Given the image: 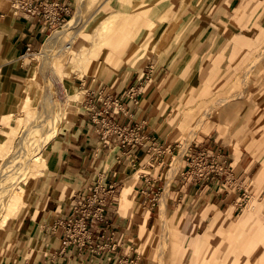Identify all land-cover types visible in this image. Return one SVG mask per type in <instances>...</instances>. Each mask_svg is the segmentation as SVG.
<instances>
[{"label": "rangeland", "instance_id": "rangeland-1", "mask_svg": "<svg viewBox=\"0 0 264 264\" xmlns=\"http://www.w3.org/2000/svg\"><path fill=\"white\" fill-rule=\"evenodd\" d=\"M84 1L85 4L87 1L86 10H84L81 29L76 33V45H73L71 49L65 51L60 57L55 53L51 56L52 68L55 72L56 70L61 72L62 80L71 83L77 97L75 99L76 106L73 108L67 107L65 115H60L61 119L57 129L52 130L53 135L49 137L41 151V164L44 166L39 167V179L42 181L41 177H44L43 179L46 178L50 171L49 165H53L55 162L54 159L52 160L53 162L51 161L52 163L49 161L51 157L54 158V150L51 148L50 143L54 141L62 124L79 108L81 96L78 93V85L75 83V81H78L77 79L94 76L96 73L106 76L109 70L113 74L120 65L122 66L121 71L125 70L127 66H130L129 72L135 68L139 69L140 73H142V70L146 73L153 71L152 76L159 74V78L163 77L162 81L165 79L168 81L171 77L170 94L165 96L168 93L166 89L162 92V98L164 99L165 96V99L169 100L163 124H166L167 118L173 115L175 105L180 109V121L174 127H168L165 130V124L157 126L158 135H162V132L163 135L161 137L168 144H172L174 149V154L169 155L172 163L164 168L162 176V178L167 180V186L163 192V194H166L167 200L169 197L174 196L169 193L168 186L173 176L178 171L185 169L182 156L193 141L204 146H214L216 144L224 148L231 153L234 162L233 166H236L238 161L236 158L240 152L249 156L252 163L247 173L242 176V190L234 195V191L229 189V198L234 199L232 206L218 216L221 225L226 223H229V225L215 231L209 240L213 247H205L201 249L199 254L193 255L194 249L189 245L193 236L197 234L202 236L208 230L212 219L205 217L201 224L196 225L194 223L195 210H199L203 205L205 210L209 207L206 202H200L194 197L178 206V210L183 208L180 215L175 213L174 208L169 209L170 207H168L169 223L166 228H162L160 225L156 226L158 215H154L144 237H139L135 241L138 262L139 264H202V260H208L205 264H211L210 261L215 256H220L224 253L229 241L236 239V226L242 224L248 214L252 212L258 213L259 220L264 222V207L261 206V203H264V183H259L256 180L258 172L264 169V56L262 58L264 53V15H256L261 5L264 7V0H260V3L259 0H234L233 5L238 6L232 11L226 7L215 10L218 0ZM76 3L77 0H74L72 13L66 22L72 18L76 10ZM227 3L228 0H220L218 4L225 6ZM245 8H248L252 13L248 11L245 13ZM152 9L155 11L160 10V13L164 15L167 13V20L161 23L155 22V24L151 25L150 17L146 13ZM157 17L161 18L160 15H157ZM137 18L141 19V27L144 32L143 39L149 40L148 48L143 51V54L141 56L135 54L126 55L119 59L115 55L108 59L103 58L101 52L105 45L97 40L98 43L95 42L94 46L92 36H96L97 33L102 31L103 25L108 24V26L113 28L111 32V28H109V31L105 33V39L110 44L115 45L118 32L124 31L125 33H121L122 35L129 34L134 23L132 21ZM62 27H57L56 29H62ZM114 27H119L120 29L117 30L116 28L115 30ZM56 29H53L52 32ZM239 29L242 32L235 34V31ZM177 31L180 35L179 42L173 43L167 54L164 55V49L162 48L164 45L162 44L163 35H165V40H168L173 38ZM50 34L51 32L48 33V35ZM73 34L74 32L72 31L70 37ZM85 45L89 48L88 55L82 62H75L76 50L81 49ZM149 45L151 46L150 48ZM69 46L70 43H66L67 49ZM154 47L159 48V53H154L151 50ZM202 53H204V56ZM26 62L28 63L26 77L28 79L25 92L23 89L24 84H22L23 88L20 98L11 97L7 103H2L0 106V130H4L8 124L14 126L17 123L16 120L20 113L22 102L27 97L28 86L33 91L31 90V102L28 103L27 108L35 111V107L40 101L42 94L41 72L43 68L41 61L38 56L33 55L32 59L28 58ZM72 66L76 67L72 68ZM104 67L108 69L107 72H104ZM184 68H188V71L185 69L184 72ZM162 81L161 85L164 87L167 81L165 84ZM141 92L144 95L142 88ZM222 92L229 94V96L236 94L235 98H238L236 101L240 102L241 106L234 107L232 115L225 121L219 118L222 109H213L214 111L212 110L213 112L208 114L203 119V122L196 127L194 130L196 134L191 135L192 124L187 125L185 122L186 117L184 118V115L190 112L188 110L189 106L196 100L199 103H204L203 107L213 106L211 104L216 102ZM160 94L161 90L158 92V95ZM147 104L148 101L145 98L144 105ZM155 109L158 112L156 106ZM8 116L7 125L2 124L3 120H6ZM239 117L242 121L238 120ZM239 122H241V125H238ZM4 144L9 145V140L1 135L0 132V145L4 146ZM45 165L48 166L45 167ZM134 176L136 179H134L135 185L138 182V174ZM34 190L36 191L34 187L29 189L25 187L23 193V197L26 200L24 202L25 206L16 216L14 220L16 224L13 228L17 224L21 225L22 217L29 207V199ZM244 193L246 194L244 195ZM132 194L133 192H131ZM10 226L9 222L7 227L3 228L0 226V233L4 232L2 229H10ZM230 227L235 228V230L230 231ZM159 230L160 232L158 233ZM242 232L244 233V230ZM6 235L7 233L4 236ZM13 241L14 238L12 241L7 240L3 246L4 241L1 238L0 262L3 259L4 251L11 247ZM172 241L181 244L180 251L176 252L174 256H171L169 250ZM239 249L238 242L229 248L231 262L235 259V254Z\"/></svg>", "mask_w": 264, "mask_h": 264}, {"label": "crops", "instance_id": "crops-1", "mask_svg": "<svg viewBox=\"0 0 264 264\" xmlns=\"http://www.w3.org/2000/svg\"><path fill=\"white\" fill-rule=\"evenodd\" d=\"M11 1L0 0V106L7 103L11 97L20 98L22 84L25 92L28 79L26 61L29 58L24 56L26 48L29 46L33 52L39 51L48 33L53 30L45 26L41 18L28 19L22 13L14 14ZM49 1H61L72 8L74 6V0ZM219 1L215 10L226 7L232 11L238 6L233 5L234 0H228L225 6L219 5ZM247 11L251 12L245 8V13ZM263 12L264 7L261 5L256 15H264ZM157 15L164 14L159 10ZM121 67L120 65L113 74L108 72L103 76L96 73L95 77L86 76L75 81L81 96L80 105L77 112L70 115L62 124L54 141L50 143L54 150V158L50 159L51 161L54 159L55 162L46 175L50 183L45 190V196L37 200L36 191L32 192L29 207L22 217L13 244L4 251L0 264H128L126 263L128 260L138 256L135 241L139 238L141 226L137 220L147 211L149 227L154 215H158L159 200L167 186V180L162 178L163 171L172 163L169 155L174 154V149L172 144H168L161 137L163 133L158 135L157 132V126L165 124L164 113L155 109L160 96L158 92L160 90L162 92L166 86L161 85L163 77L159 78V74L152 76L153 71L146 73L142 70L140 73L136 68L129 72L130 66L121 71ZM185 69L188 71V68H184V72ZM165 80L162 81L164 84L167 81ZM146 83L151 84L148 93L152 96L148 104L144 105L145 96L142 95L139 105L134 108L131 102L125 99V92L131 86H140L143 89ZM169 90L165 96L171 92L170 82ZM104 95L118 99L124 110L133 113V121L142 124L140 132L143 135V145L122 147L113 143L110 146H102L100 124L90 119L89 112L85 111L83 106L91 101L95 102L96 110H101ZM165 96L164 112H167L169 100L165 99ZM115 119L121 123L128 120L123 114H118ZM216 147L222 149L227 158L226 178L221 176L209 183L182 186L178 171L168 186L169 193L174 196L168 198L167 205L169 209L174 208L176 214L178 206L190 198L195 197L196 200L209 205L207 210L204 209V205L200 211L194 209L196 211L194 214L206 211L199 224L205 217L212 218L216 211L221 213L230 209L234 199L229 198V189L234 191V195L242 190V176L247 173L252 163L249 156L240 152L236 158L237 164L233 166L231 153L224 148L216 144L204 146L194 141L187 148L182 160L184 162L186 155L196 149ZM137 173L138 182L132 188L133 194L128 196L131 202L123 207L121 198L126 184L129 178ZM43 178L41 177L42 180ZM97 185H102L108 193L103 195L106 203L105 220L99 223L93 232L96 236H103L106 239L105 243L111 246L110 249L100 256H89L76 250H70L60 256V235L51 233L47 227L56 217L70 215L79 201L93 194ZM38 187L42 185L39 183ZM4 235L3 246L10 233L5 232Z\"/></svg>", "mask_w": 264, "mask_h": 264}, {"label": "bare ground", "instance_id": "bare-ground-1", "mask_svg": "<svg viewBox=\"0 0 264 264\" xmlns=\"http://www.w3.org/2000/svg\"><path fill=\"white\" fill-rule=\"evenodd\" d=\"M86 4L84 0H77L76 10L74 11L72 18H70V20L63 25L62 29H56L53 32H51V34L46 37L40 50L33 54L34 56L35 55L38 56V58L41 61V65L43 67L41 72L42 85H43V86L41 85L42 94L39 103L35 107V111H31L30 109L27 108L28 103L31 102L30 93L32 90L30 86H28V91L26 93L27 97L26 100L22 102L21 110L16 120L17 123H15L14 126L8 124V126H5L4 130H0L1 135L5 136L9 140V145L6 144H4V146L0 145V223H1L0 226H2L3 228L7 227L8 222L11 225L10 229L8 228L9 231H7L8 229H2L4 232L0 233V241L5 232L10 233V237L8 238V240L12 241L18 231L20 225L17 224L15 228H13V226L16 224V222L14 221L16 216L19 214L23 206H25L24 202L26 200L23 197L25 187H27L28 189L30 187L36 188L35 199L41 200L43 198L45 190L49 186L50 180L49 179L47 180L45 178L42 181H40L38 175V173H40L39 167L44 166L43 164H41L42 161L41 151L43 150V147L48 141L49 137L53 135L52 130L57 129V125L59 123V120L61 119L60 115H65V109L67 107L73 108L76 106L75 99L77 97V95H75L73 91V87L71 83L62 80V77L60 76L61 72L57 70L55 72V70L52 68L53 66L51 65V56L53 53H55L60 57L63 55L65 51L71 49L73 45H76L75 37H76V33L81 29L84 10H86ZM158 11L152 9L148 13H146L150 17L149 21L151 25L155 24V22L161 23L167 20V13L164 16L161 15V18L159 17L156 18ZM132 22L134 23L132 30L129 34L122 35L123 33H125L124 31L121 32L122 34L118 32V35L116 37L117 43L115 45L110 44L105 39V33L109 31V28H111V26H108V24L103 25L102 31L100 33H97L96 35L97 37L95 35L92 36L94 46L97 40H99V42L101 43H104L105 46L101 52L103 58L108 59L112 55H115V57H117L118 59L121 57H125L126 55H132V54L141 56L143 54V51H145L148 48L149 40H146L145 38L143 39L144 32L142 31L143 28L141 27V19L137 18ZM112 28L110 29V32L112 31ZM116 28L117 27H114L115 30ZM119 29L120 28L118 27L117 30ZM72 31L74 32V34L70 37ZM237 32L238 33L242 32V30L241 29L236 30L235 34H237ZM179 40H180V35L178 31L176 32L173 38L168 40H165V35H163L162 44L164 45L162 46V48L164 49V55L167 54V51L170 49V46L173 43H178ZM66 43H70L68 49L66 48ZM150 47L151 46L149 45V48ZM151 50L154 51V53H159V48L154 47ZM76 51L77 53L75 54V59H76L75 62H82L85 59L86 55H88L89 48L85 45L82 46L81 49H78ZM263 56L264 53L262 54V58ZM75 67L76 66H72V68ZM104 72H107L106 67H104ZM171 79L172 78L170 77L169 82ZM169 82L166 84L164 89L169 90ZM150 87L151 84L146 83L143 88V93L147 101H149V98L152 96V94L148 93ZM162 92L155 106L157 107L158 112L165 114L164 110L166 108V103L162 98ZM235 96L236 94H232L229 96V94H225V92H222L220 97L217 98L216 102L211 104L214 107L209 105L203 107L204 103H199L198 100L193 102V104L189 106L188 109L190 112L184 115V118L186 117L185 122L187 123V125L192 124L191 125L192 129L190 134L191 135L194 134L195 133L194 130L196 129V127H198L200 123L203 122V119H205V117L208 114L212 113L215 109L221 108L222 111L219 115L220 116L219 118H221L224 121L227 120L229 116L232 115V109L236 106H241L240 102L236 101L238 98H235ZM173 111H174L173 115L168 117L166 120L164 130L168 127H174L180 121V117H181L180 109H178L175 105ZM239 118L238 120L242 121V119ZM8 119L9 116L6 118V120H3L2 124L7 125ZM193 125L194 127H192ZM238 125H241V122H239ZM49 161L51 162V160ZM48 165H45V167H47ZM51 167L52 164L49 165L50 169ZM134 177L135 176L133 175L132 177L129 178L130 180L127 182L124 192L122 194L121 201L123 207H126L127 204L131 202L128 196L131 194L132 188L136 180ZM256 180L259 183L261 182L264 183V169L258 172ZM39 183L42 185V187L40 188L38 187ZM257 204H259V202H257ZM261 206L264 207V203H261ZM251 209L254 208L251 207ZM182 211L183 208H180L177 214L180 215ZM199 211L193 217V221L196 225L199 224L200 219L203 217L204 213L206 212V211L205 212L204 211L199 212ZM219 215L220 212L216 211L215 215L212 217L209 223L208 230L205 231V233L202 236L198 234L193 236V238L189 242V245L192 246L194 249L193 255L199 254L201 249L205 247H213L209 240L214 235L215 231L225 228L226 226L229 225V223L221 225L219 223V217H218ZM147 216H148V212L146 211L145 214L140 218H138L137 220L141 226L140 235H139V237L141 238L144 237L147 229ZM157 220L158 221L156 222V226L160 225L162 228H166L168 226L169 210L167 206L166 194H163L162 197L160 198L158 205ZM229 230L234 231L235 228L230 227ZM242 230H244V233L242 232ZM159 232L160 230L158 231V233ZM235 233H236V239L229 241V244L227 248L224 250V253L220 256H215L210 261V263L211 264H264V222L259 220V214L254 212L248 214V216H246L242 224L236 226ZM236 242H238L240 249L235 254V259L231 262L230 260L231 253H229V248ZM180 247L181 244L172 241L169 247L171 256H174L176 252H179ZM207 262L208 260L201 261L202 264H205Z\"/></svg>", "mask_w": 264, "mask_h": 264}, {"label": "built area", "instance_id": "built-area-1", "mask_svg": "<svg viewBox=\"0 0 264 264\" xmlns=\"http://www.w3.org/2000/svg\"><path fill=\"white\" fill-rule=\"evenodd\" d=\"M14 14H24L28 19L41 18L45 26L56 29L62 27L72 13V7L61 1L49 0H12ZM33 52L28 46L24 56L32 58ZM142 96L140 86H131L125 92V99L135 108ZM103 108L96 110L95 102L88 101L83 109L89 112L90 119L100 124L102 146L116 143L122 147L143 145L142 124L133 121V113L124 110L123 104L113 96L104 95L101 100ZM118 114L127 116L121 123L115 119ZM185 169L178 173L182 186L187 184L201 185L218 177L226 178L227 158L222 149L200 148L189 152L185 157ZM108 193L102 185H97L91 196L79 201L70 215L58 216L47 230L60 235L61 248L59 255L76 250L89 256H100L110 249L103 236L94 235L93 229L105 220V197ZM128 264H139L138 256L128 260Z\"/></svg>", "mask_w": 264, "mask_h": 264}]
</instances>
